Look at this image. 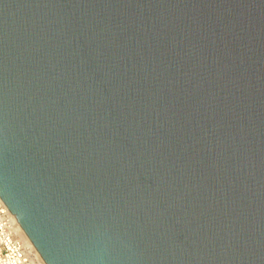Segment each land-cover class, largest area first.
Listing matches in <instances>:
<instances>
[{"label":"water","instance_id":"obj_1","mask_svg":"<svg viewBox=\"0 0 264 264\" xmlns=\"http://www.w3.org/2000/svg\"><path fill=\"white\" fill-rule=\"evenodd\" d=\"M0 198L46 264H264V0H0Z\"/></svg>","mask_w":264,"mask_h":264},{"label":"built area","instance_id":"obj_2","mask_svg":"<svg viewBox=\"0 0 264 264\" xmlns=\"http://www.w3.org/2000/svg\"><path fill=\"white\" fill-rule=\"evenodd\" d=\"M20 227L0 198V264H44L24 239Z\"/></svg>","mask_w":264,"mask_h":264},{"label":"bare ground","instance_id":"obj_3","mask_svg":"<svg viewBox=\"0 0 264 264\" xmlns=\"http://www.w3.org/2000/svg\"><path fill=\"white\" fill-rule=\"evenodd\" d=\"M21 228V227H20ZM22 230V233H23V236H24V239L26 240V242L28 243V245H30L36 252L37 250L35 249V247L33 246L32 242L29 240V238L27 237V235L25 234V232L23 231V229L21 228ZM38 253V252H37ZM39 254V253H38ZM41 257V256H40ZM41 260L44 262V260L41 258ZM44 264H46L44 262Z\"/></svg>","mask_w":264,"mask_h":264}]
</instances>
